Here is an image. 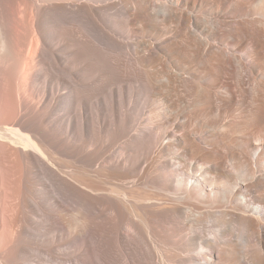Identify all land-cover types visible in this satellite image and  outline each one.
I'll return each mask as SVG.
<instances>
[{
    "label": "bare ground",
    "instance_id": "obj_1",
    "mask_svg": "<svg viewBox=\"0 0 264 264\" xmlns=\"http://www.w3.org/2000/svg\"><path fill=\"white\" fill-rule=\"evenodd\" d=\"M264 264V0H0V264Z\"/></svg>",
    "mask_w": 264,
    "mask_h": 264
},
{
    "label": "rangeland",
    "instance_id": "obj_2",
    "mask_svg": "<svg viewBox=\"0 0 264 264\" xmlns=\"http://www.w3.org/2000/svg\"><path fill=\"white\" fill-rule=\"evenodd\" d=\"M116 264H122L120 261H117V263Z\"/></svg>",
    "mask_w": 264,
    "mask_h": 264
}]
</instances>
